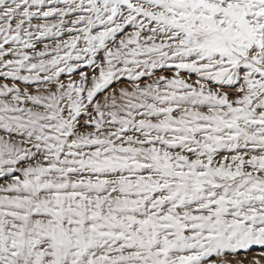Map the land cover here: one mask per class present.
Instances as JSON below:
<instances>
[{"label":"snow or ice","instance_id":"1","mask_svg":"<svg viewBox=\"0 0 264 264\" xmlns=\"http://www.w3.org/2000/svg\"><path fill=\"white\" fill-rule=\"evenodd\" d=\"M0 264H264V0H0Z\"/></svg>","mask_w":264,"mask_h":264}]
</instances>
